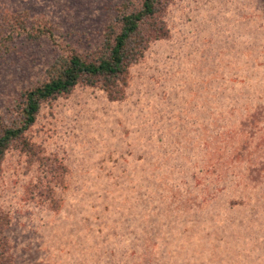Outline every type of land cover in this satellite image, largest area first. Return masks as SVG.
<instances>
[{
    "label": "rangeland",
    "instance_id": "obj_1",
    "mask_svg": "<svg viewBox=\"0 0 264 264\" xmlns=\"http://www.w3.org/2000/svg\"><path fill=\"white\" fill-rule=\"evenodd\" d=\"M138 2L0 0V121L58 53L46 37L10 38L6 15L93 57ZM163 5L165 34L120 97L77 85L41 105L32 153L0 160L14 264H101L98 241L123 254L147 231L171 264H264V0Z\"/></svg>",
    "mask_w": 264,
    "mask_h": 264
},
{
    "label": "trees",
    "instance_id": "obj_2",
    "mask_svg": "<svg viewBox=\"0 0 264 264\" xmlns=\"http://www.w3.org/2000/svg\"><path fill=\"white\" fill-rule=\"evenodd\" d=\"M166 1L139 0L133 8L126 5L116 16L115 22L107 27L101 53L93 57L83 55L72 45L56 40L51 29L31 27L33 25L28 24L23 12L6 15V18L14 16L18 20H9V25H5L9 29L10 38H13V35L29 40L46 37L55 45L58 53L45 69L39 82L18 92L13 105L10 106L9 117L0 121V160L11 147L23 153H32L26 133L35 122L41 105L61 94L70 93L77 85L99 86L112 99L120 97L121 89L119 91L115 87L117 83L125 80L129 66L141 57L151 41L162 38L165 34L161 11ZM145 25L148 28L143 34L144 38H139ZM8 223L9 218L0 206V264H14L7 235ZM143 228L145 229V226ZM149 228L155 231L152 225L147 226V229ZM139 235H142L139 236V249L123 254L109 246L101 245L98 241L97 256L101 257V264H171V255H164L162 252L160 254L150 247V243L151 246H157L155 241L159 236L148 231Z\"/></svg>",
    "mask_w": 264,
    "mask_h": 264
}]
</instances>
